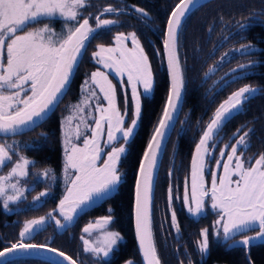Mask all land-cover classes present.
<instances>
[{"label": "snow or ice", "instance_id": "obj_1", "mask_svg": "<svg viewBox=\"0 0 264 264\" xmlns=\"http://www.w3.org/2000/svg\"><path fill=\"white\" fill-rule=\"evenodd\" d=\"M197 4L198 0H179L167 16L162 33V63L168 76V92L140 160L135 184V232L143 264H161L152 229V194L161 157L183 109L187 91L186 61H182L180 55V42L184 21ZM90 6L89 0H0V133L16 135L34 130L48 113L54 111L71 84L79 59L86 50V42L95 38L99 30H110L119 23L117 18H104L106 14L119 17L134 12L138 14L136 18L145 24L150 20L149 12L135 4L123 7L107 4L95 16L91 12L85 16L83 10ZM90 19H94L95 26L90 24ZM54 22H61L63 31L57 32L52 26ZM236 23L240 29L246 27L245 23ZM114 41L113 47L99 44L98 51L92 54L97 64L109 71L97 69L90 74L81 86L83 98L71 106L72 114L64 118L65 194L56 209L46 216L24 222L19 239L0 250V264H9V258L16 254L41 251L59 258L54 264H77L76 259L49 244L27 241L50 221H55L58 229H65L92 204L111 196L121 184V160L137 135L144 100L153 95L156 80L149 56L136 31L119 32ZM253 47L249 43L235 51L243 53ZM246 67L239 65L240 69ZM214 68H209L205 76ZM113 73L121 78L122 89L125 85L130 88V97L127 91L124 92L123 110L118 106L117 88L109 78ZM125 76L126 80L123 79ZM260 91L244 86L219 104L195 143L190 180L185 178L183 195L175 196L191 217L203 216L208 208L216 215L211 228H202L195 242L201 258L210 250V234L224 241L232 240L233 244L245 249L257 240L264 243V153L245 158V151L250 147L249 136L254 129L242 134L241 129H237L233 134L234 143L217 148L222 142L220 132L226 123L234 114L242 112L245 104ZM105 135L101 146L100 140ZM74 141H82V146ZM105 148L109 150L105 152ZM216 151L218 156L214 155ZM14 154L13 145L0 143V167L12 162ZM15 155L17 158L11 170L6 176H0V203L6 212L12 211L10 204L26 199L20 180L16 179L14 183L12 180L28 176L29 165L33 163L24 156ZM210 160L215 161L216 170L208 166ZM98 161L102 163L98 164ZM69 170H72L71 176ZM206 171L210 182L205 179ZM37 175L55 180L50 168ZM49 194L50 188L33 197V201L39 203ZM173 199L170 185V223L179 235L180 223L172 207ZM108 211L111 213L112 210ZM112 220V215H106L83 229L89 234L94 229L102 230L101 238L96 242L81 237L83 251L89 253L97 264H110L108 258L123 239L119 232L107 230ZM249 231L255 234L247 235ZM238 234L242 239L233 240ZM124 264L135 262L129 259ZM187 264H195L190 256Z\"/></svg>", "mask_w": 264, "mask_h": 264}, {"label": "trees", "instance_id": "obj_2", "mask_svg": "<svg viewBox=\"0 0 264 264\" xmlns=\"http://www.w3.org/2000/svg\"><path fill=\"white\" fill-rule=\"evenodd\" d=\"M89 2L91 6L83 10L85 16L89 12L95 16L107 4L120 7L135 4L145 8L149 12L150 20L145 24L136 18L138 14L134 12L131 14L126 13L119 17L106 14L104 18H117L119 23L111 26L110 30H99L95 38L86 42V50L79 59L77 70L73 74L71 84L62 98V102L34 130H29L11 137L0 136V143L3 144L10 145L12 140L16 141L19 147L17 150L15 145L12 144L14 152L17 151L19 155L33 162L30 164L29 169L31 173L28 175V184L32 190L26 193L25 202H30L37 194L50 188V194L37 208H28L26 207V203L22 202L19 205V207L21 206L23 208L22 211L8 213L3 210L2 203H0V250L19 239V232L25 221L46 216L62 197L60 176L63 170L64 158L61 120L65 113L64 108L68 104L78 100L80 86L97 68L92 62V54L99 44H103L104 46L111 45L117 33L136 31L137 35L141 37V43L144 45L145 51L149 56L156 86L153 95L144 100L142 122L137 129V135L127 146L128 151L121 160L119 170L122 173V181L118 186L117 192L113 197L104 200L100 207L87 210L69 227L70 229L58 233L53 224H48L40 232L35 233L33 238L27 242L49 244L51 247L57 248L73 257V259H76L78 264H97L89 253L83 251L84 243L81 240V230L88 225L91 221L90 219L105 215L111 209L115 220L111 224L110 230L119 232L123 239L114 254L108 258L110 264H124L129 259L133 260L135 264H142L136 248L132 228L133 188L144 148L160 117L168 92V81L164 64L162 63V33L165 28L167 16L179 0H89ZM255 18L257 19L255 20ZM237 21L242 23L248 22V24L244 29H240L236 23ZM90 24L95 26L94 19H90ZM52 26L57 32L63 31L61 22H54ZM215 29H217V34L214 36ZM229 30L231 32L236 31V34L240 33L242 35L241 37H245L246 43L258 45L262 50L260 54L262 63L259 66L262 75L260 77L254 75L253 77L245 79L242 84L251 87H260L261 91L255 98L247 102L242 113L234 116L232 119L250 122L251 129H254V133H250L253 137L252 140L257 144L258 142L262 144L259 152L264 153V0L211 1L193 11L183 25L180 55L182 61H186L187 91L183 109L180 112L181 116L179 115L178 117L158 168L152 202L153 214L158 212L157 208L167 206V186L169 184V172L174 153L175 158L172 176H175L179 172V156L182 155V152L179 154V145L177 150L174 149L173 142V138L179 134V121L186 116L185 114L187 112H189L188 119H194L196 121L204 119L206 121L215 110L212 107L213 104L217 105L220 99H223V96L217 99L219 93L215 94L213 100L210 95H207V87L210 86L212 75L204 81L203 75L208 71L212 58L217 59L220 56L219 51L214 56H210L213 50V38L219 37L220 32H222L221 35L223 36L225 34L224 31L227 32ZM157 51H159V55H157ZM116 88L120 95L121 91L117 84ZM231 125L232 123L228 122L225 128ZM192 132L189 137H192L195 141L197 136L191 135ZM42 133L46 135H41ZM229 133L227 132L226 135ZM186 142H191V140L188 139ZM12 162L5 165L4 168H9ZM45 168L52 169L53 174L57 177L56 183L52 184L53 186L49 185L46 181H36L34 179V176ZM177 216L179 218V213H177ZM162 220L160 217L156 219L155 215H152V229L157 252L161 264H176L174 255L166 251L160 236V229H163ZM10 264L50 263L37 259H26ZM200 264H264V244L250 248L248 260L243 249L232 251L221 250L220 253L214 256V259H207Z\"/></svg>", "mask_w": 264, "mask_h": 264}, {"label": "flooded vegetation", "instance_id": "obj_3", "mask_svg": "<svg viewBox=\"0 0 264 264\" xmlns=\"http://www.w3.org/2000/svg\"><path fill=\"white\" fill-rule=\"evenodd\" d=\"M256 19L257 18H255V20ZM245 24L247 25L248 22H246ZM224 32H225V34L223 35L224 37L221 35L222 32H220L219 37L213 38V43H212L213 50L210 56H214L216 52L218 51L220 55L217 57V59L212 58V62L209 64L208 69L215 66L214 71L209 73L207 77L205 76L206 72L203 75V81L207 80V78L212 75L210 86L207 87V95H210L212 100L214 99V96L216 93H219L217 96V99H220L223 96V99H220L217 105L213 104L212 106L213 109H216L219 106V104L225 101L234 91L238 90L241 87L246 86V85H242L245 79L253 77L254 75H256L257 77H260L262 75V73L259 70V66L262 63L260 59L261 58L260 54L262 52L261 48L258 45H254L253 43H251L252 45H254L253 48L243 53L235 51L236 49L241 48V45H245L249 43H246L245 37H241L242 35H240V33L236 34L235 33L236 31L231 32L229 30L227 32L226 31ZM216 34H217V29L214 30V36ZM105 47H110V45L105 46ZM241 64L247 65V67L244 69H240L239 65ZM110 78L113 84L115 86L117 84L119 90L121 91L120 95L117 92V101H118V106L121 108V110H123V100H124L125 91H122L121 85L116 81L114 73L110 75ZM124 80H126V77H124ZM254 88L260 89V87H254ZM127 93L129 95L128 91ZM239 114H234V116L239 115ZM179 115L181 116V113ZM185 115L186 116L183 117L179 121V134L173 138L174 149L177 150L178 145H179V154L182 152V155L179 156V172H177L175 176H172V170H173L174 158H175V153H174L173 155L174 158L171 161V167H170L171 176H169V184L167 186V206L162 207L163 209L157 208L158 212L157 213L155 212V214H153L152 212V215L153 216L155 215L156 219L157 217H160L161 220L163 218L162 220L163 229L162 228L160 229V236L164 243V248L166 249V251L170 252V254L174 255L176 264H180L181 261H184L185 264H187L188 256L191 257V259L195 262V264H200L202 261H206L207 259H210V260L214 259V256L220 253L221 250L232 251L236 249H243L246 252V249L243 246L239 244H233L232 240L224 241L222 238H217L215 235H212V234H210V250L207 254L203 256V258H201V255L196 250L195 242L199 238L200 230L205 227L211 228V225L216 219V215L210 208H208L203 216L197 217V218L191 217L187 213L186 209H184L181 200L175 199V196L180 195L182 197L185 178L188 177L190 180L191 155L194 151L195 143L199 140L200 132L202 131L206 123L209 121V119H207L206 121H204V119L202 120L200 119L196 121L194 119H188L189 112H187ZM181 122H184V123H181ZM229 122H231L232 125L230 127L225 128L228 123L227 122L226 125L221 130L219 139L222 140V142L218 143L217 148L223 147L224 144L234 143L235 137L233 136V134L236 133L237 129H241V134L243 131H247L248 129H251V125L249 121L243 122L238 119H235V120L230 119ZM191 131H193L191 135L197 136L195 141L192 137H189ZM194 132H199V133H194ZM227 132H230V133L226 135ZM178 137H179V144H178ZM252 138H253L252 135H250L249 136L250 147L245 151V158L258 157L259 154H261L259 152V149L262 147V144H260L259 142L258 144L255 143L252 140ZM105 139H106V135L102 137L100 140L101 146H103ZM188 139L191 140V142H186V140ZM104 150L105 152H107L109 149L105 148ZM214 155L218 156L219 155L218 151H216ZM99 163H102V161H98V164ZM208 166L212 170H216L214 160H210L208 162ZM205 179L206 181L210 182V176L207 175V171L205 174ZM170 185L172 187V192H173V197H174L172 207L176 210V213H179V218L177 216V219L180 223L179 235L176 234L175 230L171 227V223H170L171 210L169 208V203H168V190H169ZM117 190L111 196L106 197L103 200L97 201V203L92 204L91 207L87 209L92 210L93 208L100 207L103 204L104 200L113 197V195L117 192ZM59 201L58 203L54 205V208L51 211L56 209L57 205L59 204ZM86 211L87 210L80 213L75 218V220L72 222V224L67 226L65 229H56V228L55 229L58 231V233H62L63 231L70 229L69 227H71L76 222V220L79 217H81L82 214H84ZM106 215L113 216V220L111 222L112 224L115 220V217L112 211L111 213H109L108 211L105 215L90 219L91 221L89 223H94L96 220ZM111 224L107 226V230H110ZM83 229L84 228H82V230ZM82 230H81V237L83 236L84 239L86 240L90 239L95 234L102 233V230L100 229L92 230L91 234L84 233L82 232ZM254 234H255L254 231H249L247 233V235H254ZM92 239H94V237H92ZM241 239H242V236L239 234L233 237V240L235 241H239ZM262 244H257L256 241H254L252 245L250 246V248L258 246V245H262ZM250 248L248 249V252Z\"/></svg>", "mask_w": 264, "mask_h": 264}, {"label": "rangeland", "instance_id": "obj_4", "mask_svg": "<svg viewBox=\"0 0 264 264\" xmlns=\"http://www.w3.org/2000/svg\"><path fill=\"white\" fill-rule=\"evenodd\" d=\"M129 43H130V42H129ZM113 46H115V41H114V40H113L112 47H113ZM128 46L131 47V44H128ZM110 47H111V46H110ZM96 51H98V47H97V49L95 50V52H96ZM92 62L97 66L96 70H97V69H100V70L105 71V72H108V71H109L108 69L104 68L102 64H97L96 59L93 58V55H92ZM96 70H95V71H96ZM89 77H90V75H89L85 80H88ZM125 77H126V76H125ZM109 78H110V76H109ZM110 79H111V78H110ZM115 79H116V81L120 84L119 81H120L121 78H120V77H115ZM123 79H124V77H123ZM85 80L83 81L82 85L84 84ZM82 85H81V86H82ZM81 86H80V94H79V98H78V100H77L76 102H74V103L68 104L67 107L64 108L65 113H64L63 118H62V120H61L62 147H63V158H64V160H65V157H64V130H65V127H66L65 124H64V118L72 114L71 106L74 105V104H76V103H78V102L83 98L84 94H83L82 91H81ZM97 91H98V90H97ZM122 91H128V92H129V95L131 94V93H130V88H128L126 85H125V88L122 89ZM96 115L98 116V113H97ZM89 122L91 123V121H89ZM74 124H75V121H74ZM81 129L83 130V126H81ZM74 142L79 143V144H81V146H82V141H74ZM12 144H14L15 147H16V149L18 150L19 144H17L16 141H14V140L11 141V144H10V145H12ZM16 145H17V146H16ZM14 153H15V154H18L17 151H15ZM15 154H14V157H13L12 165H11L9 168H4L5 166L0 167V176H6V175L8 174V172L11 170V168H12V166H13V164H14V161H15V159L17 158V156H16ZM18 155H19V154H18ZM20 156H21V155H20ZM8 163H11V162H7L6 165H7ZM30 166H31V165H29V167H30ZM3 168H4V169H3ZM2 170H3V171H2ZM28 171H29V173H31L29 168H28ZM71 175H72V170H69V176H71ZM16 179H19V180H20V184H21V186L25 189V197H26V193H27L29 190H30V191L32 190V189L29 187V184H28V176H26V177H17V178H13L12 182L14 183V182L16 181ZM34 179H35L36 181H40V180H41V181H46L49 185L55 184L56 181H57V177H56V176H55V180H54V181H53V180H50V179L43 178L42 176H38V175H35V176H34ZM60 181H61L60 184H61V188H62V192H61V194L64 195V194H65V182H64V181H65V173H64V167H63V170H62V173H61V176H60ZM52 186H53V185H52ZM42 192H43V191H42ZM38 195H39V194H37L36 196H38ZM45 198H46V197H42V198H41V201H40L39 203H35V202L33 201V198H32L31 201L28 202V203L25 202V199H22L21 201L15 203V204H10V208L12 209V211H10V212H8V213H16V212L22 211L23 208H21V206L19 207V205H20L22 202H23V203L25 202V203H26V207H28V208H37L39 205H41V203L43 202V200H44ZM86 210H88V209H86ZM57 218L60 219V217H59L58 215H57ZM48 224H54L55 228L58 229V228L56 227L55 221H50V222H48V223L44 226V228H45ZM101 235H102V233L95 234L94 236H92V237H94V239H92V237H91L90 239H87V240H89L90 242H93L94 240L97 241L98 239L101 238ZM95 241H94V242H95ZM137 251H138V250H137Z\"/></svg>", "mask_w": 264, "mask_h": 264}, {"label": "water", "instance_id": "obj_5", "mask_svg": "<svg viewBox=\"0 0 264 264\" xmlns=\"http://www.w3.org/2000/svg\"><path fill=\"white\" fill-rule=\"evenodd\" d=\"M211 1H214V0H198V4L192 8L191 12L188 14V16L193 12L195 11L197 8L211 2ZM179 3V2H178ZM188 18V17H187ZM186 18V19H187ZM185 19V20H186ZM185 22V21H184ZM163 40V39H162ZM162 47V54H163V44L161 45ZM163 60H164V56H163ZM164 69H165V74H166V77H167V81H168V76H167V72H166V67L164 65ZM168 84H169V81H168ZM51 113V112H50ZM48 113V115L50 114ZM46 119V118H45ZM27 132V131H25ZM24 133V132H23ZM21 134V133H19ZM18 135V134H16ZM171 135V134H170ZM0 136H4V137H7V136H14V135H4L2 133H0ZM151 136V135H150ZM150 139V137H149ZM148 139V141H149ZM147 141V143H148ZM147 145V144H146ZM146 147V146H145ZM145 149V148H144ZM144 152V151H143ZM193 154V153H192ZM143 156V154H142ZM191 158H192V155H191ZM142 159V157H141ZM140 159V160H141ZM140 164V162H139ZM160 164V163H159ZM190 164H191V159H190ZM159 168V166H158ZM138 169H139V166H138ZM157 173H158V169H157ZM157 173H156V176H157ZM137 174H138V170H137V173H136V178H137ZM136 178H135V184H136ZM135 184H134V192H133V202H132V228H133V234H134V239H135V243H136V248L138 250V254H139V257H140V260H141V263L143 264V259H142V255L139 251V244H138V240H137V237H136V232H135V217H134V207H135ZM155 186V185H154ZM153 192H154V189H153ZM152 200H153V194H152ZM97 203V202H96ZM95 204V203H94ZM92 231V230H91ZM39 232V231H38ZM83 232V230H82ZM85 233V232H84ZM257 244H262L260 241H256ZM242 246V245H241ZM246 252H248V249H246ZM26 259H37V260H41V261H45L47 263H50V264H54L55 260L56 259H59L57 257H54V255L52 253H49L47 251H41V252H38V253H32V254H16L14 255L13 257H10L9 258V264L12 263V262H16V261H19V260H26Z\"/></svg>", "mask_w": 264, "mask_h": 264}, {"label": "bare ground", "instance_id": "obj_6", "mask_svg": "<svg viewBox=\"0 0 264 264\" xmlns=\"http://www.w3.org/2000/svg\"><path fill=\"white\" fill-rule=\"evenodd\" d=\"M134 189V188H133ZM133 192H134V190H133ZM245 256H246V258H247V260H248V253L247 252H245Z\"/></svg>", "mask_w": 264, "mask_h": 264}]
</instances>
